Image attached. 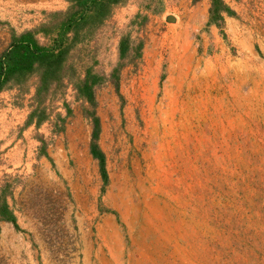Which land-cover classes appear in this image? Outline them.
<instances>
[{
	"label": "rangeland",
	"instance_id": "1",
	"mask_svg": "<svg viewBox=\"0 0 264 264\" xmlns=\"http://www.w3.org/2000/svg\"><path fill=\"white\" fill-rule=\"evenodd\" d=\"M0 264H264V0H0Z\"/></svg>",
	"mask_w": 264,
	"mask_h": 264
},
{
	"label": "trees",
	"instance_id": "2",
	"mask_svg": "<svg viewBox=\"0 0 264 264\" xmlns=\"http://www.w3.org/2000/svg\"><path fill=\"white\" fill-rule=\"evenodd\" d=\"M213 1L215 3L219 2V0ZM64 27L65 24L64 26L60 25L62 30ZM59 44L54 43L50 47L41 46L34 41L29 33L21 35L13 43L12 49L3 56L6 69L4 74L11 76L24 69L31 68L33 64H40L42 69L37 79L34 100L42 102V96L51 90L55 82L58 83V86L63 83L64 78L60 76V72L64 67L61 60L63 51L61 48H57ZM83 86L88 88L86 80L83 82ZM90 88L91 86H89Z\"/></svg>",
	"mask_w": 264,
	"mask_h": 264
}]
</instances>
